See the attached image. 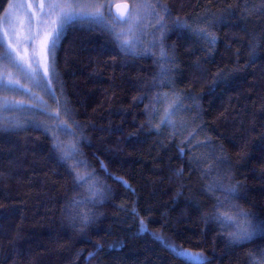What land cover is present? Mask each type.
<instances>
[{"label": "trees", "instance_id": "trees-1", "mask_svg": "<svg viewBox=\"0 0 264 264\" xmlns=\"http://www.w3.org/2000/svg\"><path fill=\"white\" fill-rule=\"evenodd\" d=\"M8 2L0 0V13ZM163 3L173 18L193 26L199 18L211 21L200 26L216 38L209 44L165 16L171 83H154L163 62L159 47H150L152 37L141 47L155 55H126L97 26L74 22L55 50L60 104L51 96L46 103L80 125L79 147L89 165L80 172L94 171L108 186L102 203L86 198L87 184L73 183L52 137L31 118L0 130V264H182L157 236L203 252L210 264H251L249 254L264 251V15L253 11L260 0ZM162 93L183 99L185 107L172 116L175 129L148 123L150 105L164 114L167 102L153 100ZM214 180L235 187L232 202L256 226L251 240L231 243L228 226L211 219L215 200L205 186ZM85 212L93 218L82 228ZM135 213L149 232L139 234Z\"/></svg>", "mask_w": 264, "mask_h": 264}, {"label": "snow or ice", "instance_id": "snow-or-ice-1", "mask_svg": "<svg viewBox=\"0 0 264 264\" xmlns=\"http://www.w3.org/2000/svg\"><path fill=\"white\" fill-rule=\"evenodd\" d=\"M24 8L28 10L27 31L20 35L13 27V13L5 12L0 20V130L7 128L23 127L24 123L31 122L37 127H43L53 140V148L59 154V159L67 165L70 174L73 177V183L87 188V199L93 203H102L108 198L110 189L107 185L101 184L95 177L94 171H87L81 174L80 169L88 168L89 165L82 158V152L79 144L81 136L78 129L80 125L72 120L61 118V110L57 107L54 111H49L47 103L41 96L33 91V87L40 89L51 96L53 102L60 104L59 98L55 95L53 80L57 77L55 72V50L58 42L62 39L64 30L74 22L97 26L111 37L115 45L126 55H155L149 49L142 48L144 37L152 35L153 39L150 47H159V58L162 61L161 78L154 83H171L166 81L168 69L167 65L170 56L165 50L163 39L167 31V22L165 16L172 21L177 28H186L189 32L207 41L209 44L215 43V36L207 27H201V24H209L206 18H199L195 26L181 21L179 18H173L171 11L163 0H132L131 4H125L123 10L120 5H114L111 0H26L24 4H9V8ZM117 11H113V8ZM39 9V12L36 11ZM246 13L251 15L252 11L245 9ZM253 11L264 15V0H260L259 7ZM41 17H43L41 19ZM33 21H36L34 24ZM23 25V21H19ZM149 29L155 31L149 33ZM11 32V35H10ZM157 33L159 35H157ZM31 45V51H29ZM21 79L27 81L22 83ZM11 94V95H10ZM17 96H27L28 99H17ZM138 99L143 100L144 97ZM153 100L167 102L163 116H159L160 109L149 106L145 109L149 115L148 123L157 130L161 125H166L173 129L176 128L172 116L176 111L185 107L183 99L178 93L170 96L168 93L157 94ZM8 114V115H6ZM65 116L68 114L67 107L64 108ZM158 116L159 122L153 123V115ZM38 115H46L52 124L41 123L38 121ZM173 136L177 131L172 132ZM72 138L64 139L61 137ZM178 151L184 154L183 147ZM219 162L224 163V158H218ZM101 167L106 166L101 163ZM212 168L209 165L204 170V175ZM177 176L183 175V170L176 171ZM119 180L120 178H116ZM126 187L127 182L120 180ZM228 193L226 196H217L216 191ZM134 191V190H133ZM205 191L214 198L215 203L210 211L211 219L216 220L223 227L228 226V238L231 243L240 244L249 241L255 235L256 226L247 218L248 213L232 202L231 194L235 192L234 186H225L219 180H214L205 186ZM75 200V198H74ZM80 203L79 201H75ZM135 212V210H133ZM138 217L139 234L149 232V228L143 218ZM76 219V216L72 217ZM93 217L85 212L79 214L81 226L86 227L89 220ZM164 247L168 248L175 258L182 261V264H210L208 258L203 252H193L182 247L169 244L162 237L157 236ZM94 255L93 253L89 254ZM251 264H264V251L259 254L250 253Z\"/></svg>", "mask_w": 264, "mask_h": 264}, {"label": "rangeland", "instance_id": "rangeland-1", "mask_svg": "<svg viewBox=\"0 0 264 264\" xmlns=\"http://www.w3.org/2000/svg\"><path fill=\"white\" fill-rule=\"evenodd\" d=\"M116 1H119V0H111L112 3L116 2ZM25 2H26V0H9V2L7 3V5L3 9V11L0 13V17H3L5 12H10V13L14 14L13 17H12V19H13V27L16 28L17 32L21 36L24 35L25 32L27 31V27L26 26L28 24V10L24 9V8H15V7L10 9L9 8V4L11 3L13 5H17V4H24ZM33 2H35V0H33ZM129 2L131 3L132 1H129ZM36 11L39 12V9H36ZM42 18L43 17H41V19ZM19 21H23V25H21V23H19ZM2 23H3V21L0 20V24H2ZM33 23L35 24L36 21H33ZM10 35H11V32H10ZM148 37H150V38L152 37L153 38V36L149 34L146 37H144V41L146 39H148ZM29 51H31V45H29ZM21 82L22 83H27V81H24L23 79H21ZM28 86L32 87L33 91L35 93H37L39 96H41L45 102L48 101L46 98L49 97V95H47L45 92L41 91L40 89L33 87L31 84H28ZM53 86H54V81H53ZM16 98L17 99H24V100L28 99L27 96H17ZM183 249H186V248H183ZM186 250H190V249H186ZM191 251L198 252V251H194V250H191Z\"/></svg>", "mask_w": 264, "mask_h": 264}, {"label": "water", "instance_id": "water-1", "mask_svg": "<svg viewBox=\"0 0 264 264\" xmlns=\"http://www.w3.org/2000/svg\"><path fill=\"white\" fill-rule=\"evenodd\" d=\"M113 4L114 5H120V9L123 10V6L125 4H129L130 5L131 3L128 0H119V1L114 2ZM113 11L115 12V11H117V9L114 7Z\"/></svg>", "mask_w": 264, "mask_h": 264}]
</instances>
